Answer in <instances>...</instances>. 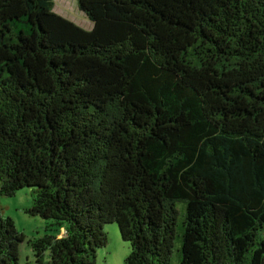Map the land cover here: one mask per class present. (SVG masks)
Returning a JSON list of instances; mask_svg holds the SVG:
<instances>
[{
  "label": "trees",
  "instance_id": "obj_1",
  "mask_svg": "<svg viewBox=\"0 0 264 264\" xmlns=\"http://www.w3.org/2000/svg\"><path fill=\"white\" fill-rule=\"evenodd\" d=\"M76 1L90 29L0 0V195L35 190L34 264H94L112 222L124 264H169L178 201V264H264V0ZM23 238L0 208V264Z\"/></svg>",
  "mask_w": 264,
  "mask_h": 264
},
{
  "label": "rangeland",
  "instance_id": "obj_2",
  "mask_svg": "<svg viewBox=\"0 0 264 264\" xmlns=\"http://www.w3.org/2000/svg\"><path fill=\"white\" fill-rule=\"evenodd\" d=\"M52 11L73 21L83 29L91 26V20L78 8L76 0H52ZM35 190L21 187L11 196L0 195V208L3 216L10 217L18 232L24 235L18 244L17 264H34L28 239L39 237L45 233L44 226L48 219L28 214L25 210L32 205ZM178 218L175 225L172 254L169 264H178L180 249V233L184 217V204L176 202ZM102 229L106 234V244L96 251L94 264H124V258L129 252L128 243L121 239L116 223H105ZM59 231L62 227L58 228ZM55 231H52L54 233ZM47 259V254L44 256Z\"/></svg>",
  "mask_w": 264,
  "mask_h": 264
},
{
  "label": "crops",
  "instance_id": "obj_3",
  "mask_svg": "<svg viewBox=\"0 0 264 264\" xmlns=\"http://www.w3.org/2000/svg\"><path fill=\"white\" fill-rule=\"evenodd\" d=\"M91 27V26H90ZM90 27L88 29H90Z\"/></svg>",
  "mask_w": 264,
  "mask_h": 264
}]
</instances>
